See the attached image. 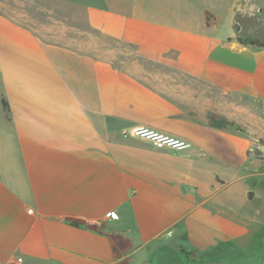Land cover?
Returning <instances> with one entry per match:
<instances>
[{"label": "crops", "instance_id": "1", "mask_svg": "<svg viewBox=\"0 0 264 264\" xmlns=\"http://www.w3.org/2000/svg\"><path fill=\"white\" fill-rule=\"evenodd\" d=\"M45 1L37 27L0 10V264H236L228 250L259 247L264 264V48L235 40L242 0Z\"/></svg>", "mask_w": 264, "mask_h": 264}, {"label": "rangeland", "instance_id": "2", "mask_svg": "<svg viewBox=\"0 0 264 264\" xmlns=\"http://www.w3.org/2000/svg\"><path fill=\"white\" fill-rule=\"evenodd\" d=\"M45 0H0V10H17L20 13L26 12L34 26L40 24H46L49 22L48 14L42 8L45 5ZM68 13H76L77 10L73 8L65 9ZM60 11V10H59ZM234 28L237 34L244 36L256 37L264 40V0H242L238 6L235 14ZM97 44L100 40L97 38ZM103 49L112 46H127L133 45L126 42H119L112 38L104 37L101 40ZM103 55H110L107 50H103ZM264 140V139H260ZM255 156H261L264 158V142H259V147L254 148ZM264 171V168H263ZM247 184V183H245ZM244 200L242 198L235 199L234 202L241 207L254 208L256 206L255 200ZM263 231V230H262ZM228 252L239 257L236 264H255L263 254L261 247L255 250L247 249L241 250H228Z\"/></svg>", "mask_w": 264, "mask_h": 264}, {"label": "built area", "instance_id": "3", "mask_svg": "<svg viewBox=\"0 0 264 264\" xmlns=\"http://www.w3.org/2000/svg\"><path fill=\"white\" fill-rule=\"evenodd\" d=\"M125 134L146 139L157 148L170 149L174 152H183L189 150L193 145L191 141L185 138H181L173 134L154 129L147 125L131 126L125 132ZM250 152H255L254 147L250 149ZM110 216L112 218H118L117 211H112ZM14 261L19 263L21 262V258L15 257Z\"/></svg>", "mask_w": 264, "mask_h": 264}, {"label": "trees", "instance_id": "4", "mask_svg": "<svg viewBox=\"0 0 264 264\" xmlns=\"http://www.w3.org/2000/svg\"><path fill=\"white\" fill-rule=\"evenodd\" d=\"M229 40H232V38H230ZM236 42H238L241 45L244 46H248V47H254V48H264V40H261L259 38L256 37H251V36H244V35H240L237 34V36L235 37ZM4 109L6 111L9 110V105L8 102L3 99L2 101ZM260 142H264V140H261ZM190 262H198V261H203L204 257H198L196 251H190L187 254Z\"/></svg>", "mask_w": 264, "mask_h": 264}, {"label": "water", "instance_id": "5", "mask_svg": "<svg viewBox=\"0 0 264 264\" xmlns=\"http://www.w3.org/2000/svg\"><path fill=\"white\" fill-rule=\"evenodd\" d=\"M264 164V158L261 156L255 157L252 161L251 168L258 169L260 166ZM250 196H253V192L250 193Z\"/></svg>", "mask_w": 264, "mask_h": 264}]
</instances>
